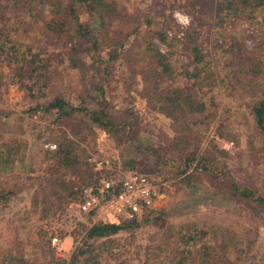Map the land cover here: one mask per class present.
Masks as SVG:
<instances>
[{"label": "trees", "instance_id": "16d2710c", "mask_svg": "<svg viewBox=\"0 0 264 264\" xmlns=\"http://www.w3.org/2000/svg\"><path fill=\"white\" fill-rule=\"evenodd\" d=\"M192 3L199 2L189 0L187 5ZM261 9L264 11V0H216L214 26H230L238 19L254 17L251 13ZM201 15H197L200 18L195 16L192 24L182 29L179 49L183 52L178 53L172 48V39L180 28L168 14L163 16V22L167 23L158 20L157 28H153V17L138 20L136 15L129 16L118 9L116 0H0V88L5 80L28 92L33 104L24 110L26 114L55 115L46 128L48 131H42L43 136L48 135L46 142H53L55 147L39 148L43 166L36 178L30 177L38 183L43 210L52 208L55 212L63 208L71 201L70 196L78 200V187L95 180L89 158L96 151L89 152L84 144L87 135L83 128L88 129L85 122L115 137L119 134L116 131L119 126L111 117V103L106 97V85L113 68L110 65L118 59H123L130 79L139 77L141 80V97L169 121L173 137L158 159L169 163L172 158L171 177L185 173L190 162L194 166L181 182L191 178L197 170H210L216 165L208 149L200 153V130L208 128L216 113L212 98L207 100L209 95L205 87L210 75L217 76L212 63L217 58L215 53L225 58L221 68L224 75L217 76L219 80L228 89L241 88L252 95L246 105L264 147V55L247 49L241 39L226 44L209 37L210 33L204 32L209 24ZM125 16V21L131 24L119 26ZM257 18L264 21V13ZM261 26L264 30V23ZM32 27L36 28V33ZM170 31L171 39L168 38ZM40 35L46 37L48 43L42 45ZM154 39L171 49L162 52L155 46ZM53 58L59 63L66 62L65 70L75 72L74 78L79 80L75 101L60 94L46 96L44 88L54 66ZM179 76L184 79L181 84L175 82ZM249 142L255 143L251 139ZM127 162L122 173L139 172L136 163L131 159ZM156 169L159 171L158 166ZM67 172L78 179L68 178ZM115 179L114 192L119 189L121 175ZM222 179L227 182L234 203L249 209L264 208V191L240 183L229 171L223 172ZM10 195L11 191H1L0 199L6 200ZM81 214L82 219L76 223L82 234L80 243L68 261L57 258L53 260L55 264H104L102 252L111 254L108 249L115 236L120 233L134 235L137 229L145 226L161 228L167 216L164 209H150L142 219L88 225L86 221L92 211ZM181 225L176 230L178 240L172 239L170 232L165 237L166 245H177L171 249L173 255L169 264H264L255 261L254 253H248L253 243L252 230L248 227L232 228L222 223L199 228ZM40 236L43 238L45 231ZM43 246L41 252L49 250L52 253L49 245ZM1 257L0 264L12 263L16 258L12 254ZM16 260L17 264L32 263L23 255Z\"/></svg>", "mask_w": 264, "mask_h": 264}, {"label": "rangeland", "instance_id": "374dc122", "mask_svg": "<svg viewBox=\"0 0 264 264\" xmlns=\"http://www.w3.org/2000/svg\"><path fill=\"white\" fill-rule=\"evenodd\" d=\"M188 1L116 0L118 9L129 16L136 15L138 20L153 17V28H157L156 21L163 22V16L170 15L172 22L180 28L172 39V48L178 53L183 52L179 49L182 29L191 25L195 16L202 13L204 22L209 24L204 29L206 34L210 33L209 37H216L217 42L222 40L226 44L241 39L247 49L264 55V30L261 26L264 21L257 18L264 13L263 9L251 13L254 17L238 19L234 24L220 28L214 26L216 0H197L199 3L187 5ZM125 18L119 21V26L131 24ZM32 30L37 32L36 28ZM171 36L172 31L168 38L171 39ZM38 37L42 45L48 43L46 37ZM154 44L162 52L171 49L158 39H154ZM215 56L213 68L220 77L224 75L221 68L225 58L217 53ZM53 64L44 88L46 96L60 94L75 101L79 87V80L74 78L75 72L65 70L66 62L59 63L57 58H53ZM110 66L113 68L106 85V97L111 103V117L119 126L116 130L119 134L115 137V134L85 122L88 129L83 128L87 135L84 144L89 152L96 151L92 157L109 158L110 169L104 171L106 175H121L122 167L128 166L127 161L131 159L139 172L157 177L162 183L161 192L151 209H164L167 216L161 228L145 226L137 229L134 235L120 233L115 236L108 249L111 254L103 251L102 262L150 264L161 261L162 264H169L173 255L171 249L177 245L165 244L168 232L172 239L178 240L176 230L181 224L199 228L222 223L226 227L239 228L242 225L251 229L253 243L248 253L255 254L256 262L264 263V208L249 209L234 203L228 184L222 179L223 172L229 171L240 183L264 191V147L246 105L252 95L241 88L228 89L217 76L210 75L205 86L209 95L207 100L212 98L210 101L215 104L216 113L208 128L200 130V153L208 149L216 165H212L210 170H197L191 178L181 182L180 179L190 173L194 163L190 162L185 173L171 177L172 158L167 160L169 163L159 162L158 159L173 137L169 121L141 97V80L139 77L129 78L123 59ZM183 80L179 76L175 82L181 84ZM27 93L17 84L11 85L5 80L0 88V109L3 111L0 113V192L11 191L8 199H0V259L2 255L12 254L16 258L23 255L31 264H55L53 260L57 258L68 261L80 243L82 234L77 230L76 223L83 215L77 208V199L71 196V201L55 212L52 208L48 211L42 209L38 183L30 177L36 178L42 169L39 151L47 148L46 143H53L46 142L48 135L43 136L42 131H48L46 128L55 115L39 117L26 114L24 110L33 104ZM249 139L255 143L250 144ZM67 177L74 181L78 179L71 172H67ZM43 231L45 236L42 238L40 234ZM42 245L44 248L49 245L52 253L49 250L41 252ZM16 258L12 263H5L17 264Z\"/></svg>", "mask_w": 264, "mask_h": 264}, {"label": "built area", "instance_id": "2783aa9c", "mask_svg": "<svg viewBox=\"0 0 264 264\" xmlns=\"http://www.w3.org/2000/svg\"><path fill=\"white\" fill-rule=\"evenodd\" d=\"M45 147L54 148L55 144L46 143ZM89 160L93 165L95 180L79 187L76 204L80 213L92 211L88 225L97 222L119 224L141 219L152 208L162 186L157 177L141 172L121 173L119 189L114 192L115 176L104 173L110 169L109 158L90 157Z\"/></svg>", "mask_w": 264, "mask_h": 264}, {"label": "clouds", "instance_id": "9594fccd", "mask_svg": "<svg viewBox=\"0 0 264 264\" xmlns=\"http://www.w3.org/2000/svg\"><path fill=\"white\" fill-rule=\"evenodd\" d=\"M184 23H187V19H184Z\"/></svg>", "mask_w": 264, "mask_h": 264}]
</instances>
